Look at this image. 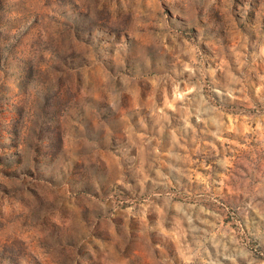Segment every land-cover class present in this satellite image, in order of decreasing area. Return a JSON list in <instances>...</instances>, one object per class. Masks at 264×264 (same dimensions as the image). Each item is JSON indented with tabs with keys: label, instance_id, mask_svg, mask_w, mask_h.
I'll return each instance as SVG.
<instances>
[{
	"label": "rangeland",
	"instance_id": "1",
	"mask_svg": "<svg viewBox=\"0 0 264 264\" xmlns=\"http://www.w3.org/2000/svg\"><path fill=\"white\" fill-rule=\"evenodd\" d=\"M0 264H264V0H0Z\"/></svg>",
	"mask_w": 264,
	"mask_h": 264
}]
</instances>
